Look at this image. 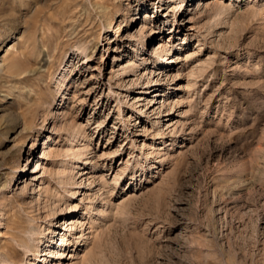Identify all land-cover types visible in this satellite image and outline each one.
Listing matches in <instances>:
<instances>
[{"label":"rangeland","instance_id":"1","mask_svg":"<svg viewBox=\"0 0 264 264\" xmlns=\"http://www.w3.org/2000/svg\"><path fill=\"white\" fill-rule=\"evenodd\" d=\"M0 264H264V0H0Z\"/></svg>","mask_w":264,"mask_h":264},{"label":"bare ground","instance_id":"2","mask_svg":"<svg viewBox=\"0 0 264 264\" xmlns=\"http://www.w3.org/2000/svg\"><path fill=\"white\" fill-rule=\"evenodd\" d=\"M184 0H182V2H183ZM134 51V50H133ZM170 60H171V57H162L161 59H160V63L161 64H167L168 62H170ZM147 91V90H146ZM83 156V155H82ZM75 158V157H74ZM79 163H81V162H77V163H75L76 165H74V167H78V164ZM82 165V164H81ZM69 175V174H68ZM68 177V176H67ZM69 180H71V177H70V179ZM62 182V181H61ZM63 182H64V180H63ZM70 182V181H69ZM71 183V182H70ZM69 196V195H68ZM70 197V196H69ZM73 198V197H72ZM71 198V199H72ZM63 206L60 208V210L58 211V210H54V212H53V216L55 215V216H59V215H63V214H67L68 212H72L75 208L71 205V204H69V203H67L66 201L62 204ZM90 206V205H89ZM92 207V206H91ZM57 214V215H56ZM51 217V216H50ZM64 222H65V220H64ZM68 222V221H67ZM72 225V224H71ZM47 234H45L44 232H41L40 233V238H39V240H38V243L40 244V247L41 246H44V245H46L47 244V242H50L51 241V238H50V234H52L54 231L53 230H51V229H47ZM62 243L63 244H66L67 242L63 239V241H62ZM39 246V245H38ZM39 249V247H37V249H36V254H38L37 252L39 251L38 250ZM40 251H41V253H43L44 255H47V254H45L44 252H46V251H44V248L43 249H41L40 248ZM35 254V255H36ZM42 254V255H43Z\"/></svg>","mask_w":264,"mask_h":264}]
</instances>
